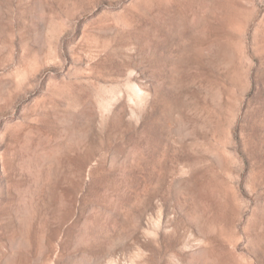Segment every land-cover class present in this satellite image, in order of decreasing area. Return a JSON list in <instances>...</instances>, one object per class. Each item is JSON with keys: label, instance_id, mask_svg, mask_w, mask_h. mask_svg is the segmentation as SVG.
Segmentation results:
<instances>
[{"label": "rangeland", "instance_id": "obj_1", "mask_svg": "<svg viewBox=\"0 0 264 264\" xmlns=\"http://www.w3.org/2000/svg\"><path fill=\"white\" fill-rule=\"evenodd\" d=\"M0 264H264V0H0Z\"/></svg>", "mask_w": 264, "mask_h": 264}]
</instances>
